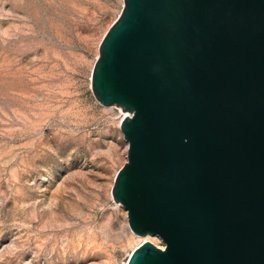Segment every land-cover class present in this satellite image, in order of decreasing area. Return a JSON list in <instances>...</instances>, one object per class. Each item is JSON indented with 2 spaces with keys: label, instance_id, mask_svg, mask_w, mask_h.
I'll use <instances>...</instances> for the list:
<instances>
[{
  "label": "water",
  "instance_id": "water-1",
  "mask_svg": "<svg viewBox=\"0 0 264 264\" xmlns=\"http://www.w3.org/2000/svg\"><path fill=\"white\" fill-rule=\"evenodd\" d=\"M91 90L130 114L112 198L163 244L126 264H264V0H124Z\"/></svg>",
  "mask_w": 264,
  "mask_h": 264
},
{
  "label": "rangeland",
  "instance_id": "rangeland-1",
  "mask_svg": "<svg viewBox=\"0 0 264 264\" xmlns=\"http://www.w3.org/2000/svg\"><path fill=\"white\" fill-rule=\"evenodd\" d=\"M124 0H0V264H126L121 122L91 90Z\"/></svg>",
  "mask_w": 264,
  "mask_h": 264
},
{
  "label": "built area",
  "instance_id": "built-area-1",
  "mask_svg": "<svg viewBox=\"0 0 264 264\" xmlns=\"http://www.w3.org/2000/svg\"><path fill=\"white\" fill-rule=\"evenodd\" d=\"M130 117V116H129Z\"/></svg>",
  "mask_w": 264,
  "mask_h": 264
}]
</instances>
